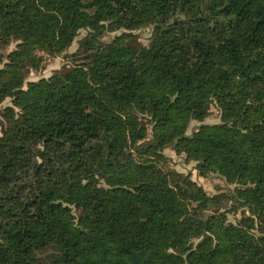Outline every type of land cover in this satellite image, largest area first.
<instances>
[{"label":"trees","instance_id":"obj_1","mask_svg":"<svg viewBox=\"0 0 264 264\" xmlns=\"http://www.w3.org/2000/svg\"><path fill=\"white\" fill-rule=\"evenodd\" d=\"M6 99L0 264H264V0H0ZM169 147L234 190L167 167Z\"/></svg>","mask_w":264,"mask_h":264},{"label":"rangeland","instance_id":"obj_2","mask_svg":"<svg viewBox=\"0 0 264 264\" xmlns=\"http://www.w3.org/2000/svg\"><path fill=\"white\" fill-rule=\"evenodd\" d=\"M123 31L124 30L121 29L116 32L105 33L102 36H100V42L101 43L110 42L115 36L121 34ZM134 32L138 38L139 43L143 45H148L153 36L154 29L152 27H146L136 30ZM86 33L87 30H81L79 35L76 37L75 41L73 42L72 46L68 49V51H66V53L57 57H51L46 55L42 67L38 70H32L27 80L28 81L38 80L42 77H49L56 70L63 68L66 62L70 61V59L72 58L71 54L78 50L79 42L86 35ZM15 46L16 43H12L9 47L2 48L1 52L4 55H7L11 50L15 48ZM8 105H12L11 99H6L0 107L3 108ZM204 122L208 124H216L221 122L220 110L218 109L216 104H213L211 106L210 114ZM199 126H200L199 122L192 121L188 128L187 133L192 134ZM164 153L166 154L167 157V167L177 170L178 172L183 174H191L192 178L196 180L201 186H203V188L210 195L228 196L234 190L235 185L228 184L224 178L220 177L217 174H211L210 176L207 177L200 176L196 168V162L194 161L187 162L184 156L176 154L175 151L172 149V147L167 148ZM228 206H231V203ZM241 213L242 210H239L237 214L230 212L228 214L229 221L236 222L238 218L241 216ZM50 253L51 250L42 254V257L46 259Z\"/></svg>","mask_w":264,"mask_h":264}]
</instances>
